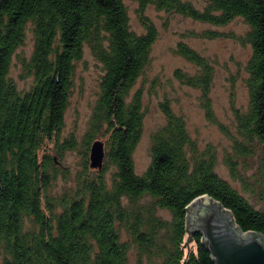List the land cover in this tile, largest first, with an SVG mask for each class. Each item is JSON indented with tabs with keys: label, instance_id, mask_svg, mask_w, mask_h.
Wrapping results in <instances>:
<instances>
[{
	"label": "trees",
	"instance_id": "16d2710c",
	"mask_svg": "<svg viewBox=\"0 0 264 264\" xmlns=\"http://www.w3.org/2000/svg\"><path fill=\"white\" fill-rule=\"evenodd\" d=\"M145 28L130 26L124 0H0V264H216L199 230L188 227L187 206L208 194L230 209L243 231L264 234V208L216 170L213 144L201 147L186 118L166 96L159 102L165 123L151 134V161L137 173L134 151L146 108L141 89L132 94L152 59L159 31L146 15L153 5L168 13L215 26L241 17L251 45L245 85L248 103L234 109V130L217 120L211 99L215 69L186 42L175 52L194 63L195 73L176 69L182 83L199 88L206 117L231 139L224 163L245 192L264 193V0H136ZM28 25L34 37L24 70L33 76L22 90L11 77L16 50ZM203 38L228 36L216 29L193 31ZM102 64L98 97L80 142V169L73 187L51 192L68 167L57 163L75 149L61 142L76 65L85 48ZM105 137L102 169L89 163L94 140ZM256 160L252 174L248 170ZM109 172V173H108ZM163 211L168 214L163 213Z\"/></svg>",
	"mask_w": 264,
	"mask_h": 264
},
{
	"label": "rangeland",
	"instance_id": "374dc122",
	"mask_svg": "<svg viewBox=\"0 0 264 264\" xmlns=\"http://www.w3.org/2000/svg\"><path fill=\"white\" fill-rule=\"evenodd\" d=\"M197 7L202 8L205 0H190ZM130 26L138 33L145 28L139 17V3L136 0H124ZM148 15L156 24L159 36L153 45L152 59L149 66L135 83L132 94L141 89L146 108L143 135L134 151V162L137 173H142L151 161V134L161 124L165 123V116L160 109L159 102L166 96L170 99L175 112L182 114L186 120L190 133L201 147L211 143L214 145L219 159L216 170L221 176L230 181L242 191L257 208H264V193H259L258 185L254 184L252 193L245 192L239 181L231 178L229 168L224 163L225 154L231 150V139L221 130L223 124L234 130V109H245L248 103V91L245 85L247 76L246 65L251 55V45L243 43L239 37L248 29L247 23L237 17L223 26L193 20L177 13H168L150 5L146 9ZM28 25L25 43L16 50L13 57L10 75L22 90L29 89L33 76L24 70L23 60H28L34 48V37ZM216 29L226 32L228 36L209 39L193 36V31ZM183 41L191 45L201 54L207 56L215 69V76L211 90V99L215 116L220 124L208 120L202 107V92L199 88L182 83L175 77L176 69L195 73L198 67L175 52L178 42ZM103 74L102 64L93 56L89 48H85L84 56L77 62L74 86L69 98L65 114L64 126L60 133L61 142L75 139L78 147L68 149L59 156L54 153L57 163L68 167L71 178L65 180L59 175L53 183L51 192L62 195L67 188L73 187V179L80 169V142L87 130L93 105L99 93V81ZM105 141V137L100 138ZM91 149V147H90ZM106 150V147H105ZM90 163V151H89ZM258 162L248 170L252 174ZM109 173V172H108ZM163 213L168 214L163 211Z\"/></svg>",
	"mask_w": 264,
	"mask_h": 264
},
{
	"label": "water",
	"instance_id": "95a60500",
	"mask_svg": "<svg viewBox=\"0 0 264 264\" xmlns=\"http://www.w3.org/2000/svg\"><path fill=\"white\" fill-rule=\"evenodd\" d=\"M105 154V142L94 140L90 149V166L102 169ZM187 212L189 229L202 233L216 264H264V234L243 231L230 209L220 201L203 194L189 203Z\"/></svg>",
	"mask_w": 264,
	"mask_h": 264
}]
</instances>
